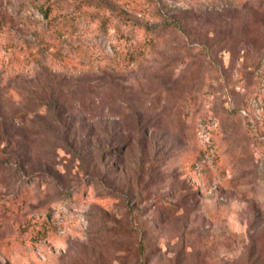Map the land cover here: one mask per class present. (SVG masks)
<instances>
[{
	"label": "rangeland",
	"instance_id": "rangeland-1",
	"mask_svg": "<svg viewBox=\"0 0 264 264\" xmlns=\"http://www.w3.org/2000/svg\"><path fill=\"white\" fill-rule=\"evenodd\" d=\"M0 264H264V0H0Z\"/></svg>",
	"mask_w": 264,
	"mask_h": 264
},
{
	"label": "trees",
	"instance_id": "trees-1",
	"mask_svg": "<svg viewBox=\"0 0 264 264\" xmlns=\"http://www.w3.org/2000/svg\"><path fill=\"white\" fill-rule=\"evenodd\" d=\"M136 10V9H135ZM39 11H40V13L43 15V17L45 18V19H47V20H49L50 22L52 21V18H50L51 16V10H50V6L49 7H47V8H44L43 6L41 7V8H39ZM136 11H139L138 9L136 10ZM118 15L122 18V19H124V20H127V22H131V20L127 17V14H124V13H122V12H118ZM60 17H62V16H60ZM67 16H64V19L66 18ZM68 18L70 19L71 18V16H68ZM54 19V18H53ZM168 22V21H167ZM172 23V22H171ZM167 24H169V23H167ZM154 36H156V35H154ZM65 208L67 207L66 205L64 206Z\"/></svg>",
	"mask_w": 264,
	"mask_h": 264
}]
</instances>
